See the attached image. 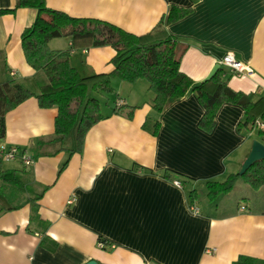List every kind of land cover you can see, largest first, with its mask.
Masks as SVG:
<instances>
[{"label":"crops","instance_id":"1","mask_svg":"<svg viewBox=\"0 0 264 264\" xmlns=\"http://www.w3.org/2000/svg\"><path fill=\"white\" fill-rule=\"evenodd\" d=\"M15 2L0 0V9H12ZM45 4L134 35L173 36L184 48L179 70L193 83H200L226 53H232L251 74L236 76L219 64L225 71L222 79L229 77L227 86L264 96V0ZM172 7L189 12L158 26ZM35 15V10L18 9L0 16V83L14 80L39 93L42 78L26 63L20 42ZM48 46L66 50L70 40L53 39ZM113 54L109 47L75 50L69 63L84 77L109 73ZM111 87V95L92 94L104 119L87 132L80 153L68 159L64 152L40 155L54 148L36 145L52 136L55 108L41 109L29 98L6 114L0 145L19 147L33 162L27 167L18 159L0 161V264H232L239 256L264 260V210L244 204L219 210L223 196L214 203L206 197L205 208L197 200L198 213L189 209L190 190L206 191V182H223L237 173L252 143L260 142L257 130H238L242 108L223 104L213 130L205 133L198 127L204 111L193 92L156 113L144 80L111 79ZM114 107L122 108L120 114L113 113ZM128 107L133 108L131 118ZM4 172L13 174L7 177L12 181L3 180ZM165 172L171 180L163 177ZM31 205L42 224L31 222L28 231Z\"/></svg>","mask_w":264,"mask_h":264},{"label":"trees","instance_id":"2","mask_svg":"<svg viewBox=\"0 0 264 264\" xmlns=\"http://www.w3.org/2000/svg\"><path fill=\"white\" fill-rule=\"evenodd\" d=\"M18 9H32L37 12L34 22L23 29L20 36L21 48L26 63L39 75L40 92L34 93L14 80L0 83V140L5 136V116L19 104L29 98H35L41 109L55 108L54 130L51 137L37 140L39 149L52 147L50 156L59 152L67 154V159L80 153L87 132L104 119L99 110L98 100L93 93L111 95V79L127 83L144 80L153 94L151 107L160 113L169 101L183 98L187 92L195 93L203 108L198 127L205 133H211L215 125V115L223 104H232L242 108L244 119L238 124V130L258 128L264 124V96L254 93L235 92L227 86L229 77L220 68L207 82L193 81L179 70V62L184 48L168 34L134 35L123 29L93 18H76L65 13L49 9L45 0H16L12 9H0V16L13 13ZM189 10L172 7L158 26L171 24L185 18ZM57 38L70 40L66 50H52L48 43ZM109 47L114 51L109 60V73L81 76L69 63L75 50ZM129 108V107H128ZM122 108L114 107L113 113L120 114ZM133 108H129L127 118H131ZM158 124L154 125L153 135ZM261 144H264V131L258 128ZM67 161L62 166L65 167ZM61 168V169H62ZM12 173H3V180ZM163 177L172 179L170 173ZM237 184H242L252 192L264 190V160L254 162L242 174H229L223 182L208 181L204 187L209 203L228 195ZM39 197H37L38 199ZM198 195L195 190L188 193L189 207L196 206ZM245 200V198H244ZM197 207V206H196ZM30 223H41L36 206L31 205ZM46 226V225H45ZM232 264H264V260L239 256Z\"/></svg>","mask_w":264,"mask_h":264},{"label":"built area","instance_id":"3","mask_svg":"<svg viewBox=\"0 0 264 264\" xmlns=\"http://www.w3.org/2000/svg\"><path fill=\"white\" fill-rule=\"evenodd\" d=\"M224 69L229 70L232 74L236 76H240L242 74H251V69L246 66L244 63L236 60L232 53H226L223 57L221 63ZM257 126L260 130L264 131V124L257 123ZM21 160V163L24 166L29 167L33 160L30 156L25 155V152L21 150L17 146L1 144L0 145V161L1 162H10L14 160ZM173 184L177 187H180V183L178 181H174ZM191 213H198V208L196 206H191L190 208ZM241 209H243L241 207ZM99 247H103L104 244L99 242Z\"/></svg>","mask_w":264,"mask_h":264},{"label":"rangeland","instance_id":"4","mask_svg":"<svg viewBox=\"0 0 264 264\" xmlns=\"http://www.w3.org/2000/svg\"><path fill=\"white\" fill-rule=\"evenodd\" d=\"M254 130H257L256 138L260 139L258 134V128L255 127ZM7 165L8 164H6L5 167H7ZM197 192L199 205L205 208L207 202L209 203V201H205L206 191L203 188L199 189V187H197ZM239 204L247 205L248 208L251 210H264V190L255 193L250 191L249 188H247L246 186L242 184H237L228 195L223 196L222 204L219 206V210H222V207L224 208V210L230 208L233 209L239 206Z\"/></svg>","mask_w":264,"mask_h":264},{"label":"water","instance_id":"5","mask_svg":"<svg viewBox=\"0 0 264 264\" xmlns=\"http://www.w3.org/2000/svg\"><path fill=\"white\" fill-rule=\"evenodd\" d=\"M218 69H219V64L214 65L210 73L207 75V77H204L201 83L209 81L215 75ZM260 160H264V144H261V142L259 141H254L252 143L251 150L247 158L244 160L240 170L238 171V174L244 173L254 162ZM86 264H96V262L89 261Z\"/></svg>","mask_w":264,"mask_h":264}]
</instances>
